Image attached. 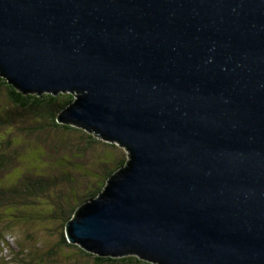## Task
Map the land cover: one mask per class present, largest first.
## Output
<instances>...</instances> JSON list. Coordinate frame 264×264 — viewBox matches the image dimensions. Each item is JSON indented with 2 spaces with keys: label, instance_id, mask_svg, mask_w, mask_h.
Returning a JSON list of instances; mask_svg holds the SVG:
<instances>
[{
  "label": "water",
  "instance_id": "water-1",
  "mask_svg": "<svg viewBox=\"0 0 264 264\" xmlns=\"http://www.w3.org/2000/svg\"><path fill=\"white\" fill-rule=\"evenodd\" d=\"M0 77L127 153L69 243L264 264V0H0Z\"/></svg>",
  "mask_w": 264,
  "mask_h": 264
},
{
  "label": "rangeland",
  "instance_id": "rangeland-1",
  "mask_svg": "<svg viewBox=\"0 0 264 264\" xmlns=\"http://www.w3.org/2000/svg\"><path fill=\"white\" fill-rule=\"evenodd\" d=\"M38 116L11 104L5 88L0 87V131L2 139L8 142L7 146H1L3 141L0 138L1 151L7 157V165L0 172V188L8 189L10 184L12 187L23 183L24 177L26 181L45 179L51 183L44 192L35 196H29L25 187L20 188L22 197L26 202L34 201L38 211L26 203L7 206L10 197H0V213L3 219L8 216L6 227L9 231L0 229V239L7 236L0 243V261L24 264L28 252L39 251L35 257L41 256L44 259L42 264H92L85 257L76 260L72 256L73 250L55 247L61 223L66 210L77 206L79 200L85 198L82 196L99 189L103 178L121 166V159H127V153L99 140L90 142L87 140L90 133L83 130H55L49 121ZM68 194L72 196L66 199ZM60 202L63 210L60 209L56 220Z\"/></svg>",
  "mask_w": 264,
  "mask_h": 264
},
{
  "label": "trees",
  "instance_id": "trees-1",
  "mask_svg": "<svg viewBox=\"0 0 264 264\" xmlns=\"http://www.w3.org/2000/svg\"><path fill=\"white\" fill-rule=\"evenodd\" d=\"M1 86L5 88L6 97L11 104L15 105L16 107L21 108L22 110H24L30 114L31 113L32 114H34V113L39 114L38 117L40 119H43L44 121H49L50 125L55 130H59V129L66 130V131L74 130V131H79V132L81 130H83L81 128H77V127L70 125V124H64V123L58 122V117L61 115L63 110L66 109L69 106V104L73 101V99L75 97L74 95H72L70 93H59L57 95H54L52 93H43L41 95H37L36 93H33V92L32 93L29 92L27 94L26 93L24 94V93L16 90L13 86L9 85L7 83V81L2 77H0V87ZM83 131H85V130H83ZM87 134H89V133L87 132ZM1 136H3V133L0 131V138L3 141L1 146H3V145L7 146L8 145L7 140L5 138L2 139ZM88 136L90 138L87 140H89L90 142H99L100 141V142L107 144V146H109V147H112L115 145L113 143L104 142L101 139H98L93 134H89ZM121 160H123L121 162V166H117L113 171L109 172L107 174V176L103 178V180L101 181V187L99 189H96V191L90 195L82 196L81 198H83V197H85V198L80 199L79 204L77 206L70 207L68 210H66V215L64 216V220H62L63 223H61L62 227L60 226L61 224L59 222V228L61 227L60 232H59V241L55 244V247L68 248L70 250H73L72 256L76 260H79V259H82L83 257H85L87 260L92 262V264H152L150 262L141 260L138 257L133 256V255H127V256H123V257H100V256H98L92 252H89V251L81 248L77 244L69 243L66 239V236H65V231H64L65 225L72 218L76 209L79 206H81L82 204L90 201L91 199H94L103 190V188L106 185L108 178L115 171H117L119 168H121L125 164L126 160L125 159H121ZM6 165H7V157H6V154L1 151V147H0V172L5 169ZM25 178L26 177L22 178V180H21L23 183L13 184L12 187L10 184L9 185L10 188H8V189H5V188L1 189L0 188V197H3V195H7L10 197V199H9L10 202H9V204H7V206H9L10 204L13 206V205H18V204L22 205L23 203H26V205L28 207L32 206L34 209H36V207H34L35 206L34 201L30 200L29 202H26V199L24 197H22V195H21L22 191L20 188L25 187L24 190H26V193L29 196H35L37 193L44 192L47 189V187H49L51 185V183L48 180L44 181L45 179H36L35 181H32V180L26 181ZM71 196H72V194H70V195L68 194L66 196V199L71 198ZM15 202H18V203L16 204ZM58 208L59 209L56 211V215L54 218L56 220L58 219V217H57L58 212H60L61 211L60 209H62V203L61 202L58 205ZM7 219H8V216H6L3 219V216L0 213V229L2 228V230L9 232L7 230V227H6V220ZM2 236H3V234H2ZM6 237L7 236H4L2 239H0V243L4 242ZM30 237H31V235L28 236V238H30ZM38 253H39V251L32 252V253L28 252L26 254L27 259L24 261V264H42L44 259L41 258V256L35 257L38 255ZM47 253H50V251H48ZM20 255H24L23 251L20 252ZM0 264H5V263L3 261H0Z\"/></svg>",
  "mask_w": 264,
  "mask_h": 264
}]
</instances>
